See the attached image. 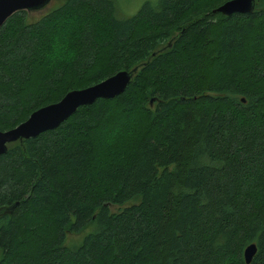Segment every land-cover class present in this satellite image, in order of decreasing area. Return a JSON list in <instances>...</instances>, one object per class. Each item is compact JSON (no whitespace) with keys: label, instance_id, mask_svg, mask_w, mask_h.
<instances>
[{"label":"trees","instance_id":"trees-1","mask_svg":"<svg viewBox=\"0 0 264 264\" xmlns=\"http://www.w3.org/2000/svg\"><path fill=\"white\" fill-rule=\"evenodd\" d=\"M62 0L0 27V131L137 67L0 155V264H264V0ZM122 206L111 212L108 206ZM91 231L76 246L67 233Z\"/></svg>","mask_w":264,"mask_h":264},{"label":"water","instance_id":"water-1","mask_svg":"<svg viewBox=\"0 0 264 264\" xmlns=\"http://www.w3.org/2000/svg\"><path fill=\"white\" fill-rule=\"evenodd\" d=\"M49 0H0V27L13 13L39 10ZM254 8V0H229L213 10L223 16L232 14H249ZM137 67L130 71H120L101 82L81 90L69 91L56 103L33 111L17 126L0 131V155L6 151V146L22 140L35 138L39 134L58 127L78 108L89 106L96 100H108L120 95L129 83ZM255 252L253 244L243 251V259L249 263Z\"/></svg>","mask_w":264,"mask_h":264},{"label":"rangeland","instance_id":"rangeland-1","mask_svg":"<svg viewBox=\"0 0 264 264\" xmlns=\"http://www.w3.org/2000/svg\"><path fill=\"white\" fill-rule=\"evenodd\" d=\"M62 0H49V2L42 7L39 10L29 11L26 12L27 17L30 21L36 20L40 18L42 15H44L46 12L51 10L52 8H55L57 5L60 4ZM157 0H115L116 3V9H115V16L116 18H126L128 16L133 15L139 7L145 3L149 2L151 4H154ZM122 206H111L109 205L108 208L111 212L116 211L119 208H122ZM91 229L89 227L84 228L80 233L78 234H72L67 233L65 236V244L69 246H76L78 245L83 237L87 235Z\"/></svg>","mask_w":264,"mask_h":264}]
</instances>
